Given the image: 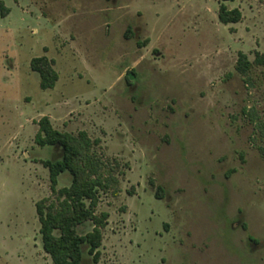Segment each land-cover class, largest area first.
Masks as SVG:
<instances>
[{
  "label": "rangeland",
  "instance_id": "rangeland-1",
  "mask_svg": "<svg viewBox=\"0 0 264 264\" xmlns=\"http://www.w3.org/2000/svg\"><path fill=\"white\" fill-rule=\"evenodd\" d=\"M152 1L128 0L127 11L125 0H0L10 10L0 11V264H53L36 204L55 201L41 160L62 151L35 136L55 102L72 122L95 109L96 121L71 133L99 140L119 179L116 195L99 193L96 214L108 220L98 264H264V0H237L236 28L219 22L221 0H179L136 35ZM148 35L152 46H139ZM42 56L61 76L52 92L30 68ZM63 84L76 94L61 99ZM70 181L61 176L58 189Z\"/></svg>",
  "mask_w": 264,
  "mask_h": 264
},
{
  "label": "trees",
  "instance_id": "trees-1",
  "mask_svg": "<svg viewBox=\"0 0 264 264\" xmlns=\"http://www.w3.org/2000/svg\"><path fill=\"white\" fill-rule=\"evenodd\" d=\"M0 11L3 18L10 13L3 2H0ZM218 19L223 25L236 24L241 22L242 14L237 9L229 10L220 4ZM257 62L264 63V57L257 56ZM251 66L248 56L239 53L236 71L247 76ZM30 68L39 75L43 91L55 88L59 75L53 60L46 56L33 58ZM38 126L36 145L62 151L59 160L42 162L49 171L51 192L55 196V201L48 205L49 199L36 204L43 251L53 264H89L84 257V250L87 249L92 264H98L108 214L98 216L96 208L100 191L112 189L117 194L119 179L113 164L95 151L99 140H92L86 132L77 135L60 132L47 117H43ZM66 174L71 179L69 186L58 189L59 178ZM88 222L92 224V231L80 234L79 227Z\"/></svg>",
  "mask_w": 264,
  "mask_h": 264
},
{
  "label": "crops",
  "instance_id": "crops-1",
  "mask_svg": "<svg viewBox=\"0 0 264 264\" xmlns=\"http://www.w3.org/2000/svg\"><path fill=\"white\" fill-rule=\"evenodd\" d=\"M118 1L119 0H113V2H115V3H117L118 4ZM126 1V3L124 4V5H122V8H124V9H126L127 11L129 10V9H131V5H129L128 3H127V1L128 0H125ZM179 0H159L158 2H157V4L156 5H158L157 7H155V8H153V11H155V13H154V16H151L150 18H148V22L146 21V20H144L145 19V17H143L142 15V12L139 10V12H137L138 13V16H139V18H141L139 21H137V23L135 24V27L133 28V30L135 31V34L136 35H139V34H141L142 32H144V29H143V25L146 27V30H147V32H148V34L149 33H152V32H154V28L156 27V22H157V18L159 17V13L158 12H161L162 10H164V9H167V8H170V7H172V6H174L175 5V3L177 4V2H178ZM236 1L237 0H234V1H225V2H223V1H218L219 3H218V5H219V7H220V4H224L229 10H233V9H237V10H239V12L242 14V20L244 19V14H243V12H242V10H241V8H239L238 6H235V3H236ZM153 2V5L154 6H156L154 3V0L152 1ZM152 5V4H151ZM148 8H150V3H149V6H148ZM117 10L118 11V9H120V6H118V5H114V7H113V10ZM155 9V10H154ZM121 10V9H120ZM150 10V9H149ZM146 12V11H145ZM133 13V12H132ZM242 20H241V22H242ZM241 22H239V23H236V24H229V25H225V26H227V27H229V28H236V26H238ZM149 23V24H148ZM131 28V27H130ZM133 31V32H134ZM131 31H129V33H130ZM152 38H150V36L148 35V38H146V40H144V43H142V44H140V43H138V45L139 46H141V47H146V48H148V47H150V46H152ZM160 49L157 51V53L158 54H160ZM48 58V57H47ZM49 59V58H48ZM50 60H52V59H50ZM54 69L56 70V68H55V65H54ZM57 72V71H56ZM58 73V72H57ZM58 75H59V79H58V81H57V83H56V86L60 83V80H61V76H60V74L58 73ZM56 86H55V88L54 89H51V90H46V91H50V92H52V91H54L55 89H56ZM63 87H61V90H62V96H61V99L62 98H64V96H65V94H70V95H72V94H76L75 92L77 91L76 90V88H78L77 86H75L74 84L73 85H71V84H69V85H67V84H63L62 85ZM79 92V91H78ZM80 97H82V99H87L86 98V96H87V94L85 93V91H80ZM49 95H51L52 96V94H50L49 93ZM89 97L91 96V93L89 92ZM21 99V98H20ZM55 104H56V102L54 103V104H52L51 105V109H50V113H51V115L52 116H44V117H47L49 120H50V122H51V124L53 125V120H56L58 123L59 122H68V125L66 126L67 127V129L68 130H66V131H64V132H66V133H70V134H73V135H75L74 133H71V130L72 129H74V127H76V126H78V124L77 123H81V125L83 126V125H87V127L89 126L88 125V121H92V122H95L96 121V117L98 118V116H96V112H95V109L94 110H85L84 108H82L81 109V111H82V115H81V117H79L78 118V120L76 121V122H72L73 120H69V118H68V114H66L67 112H65V110L64 109H61V108H59V107H57V106H55ZM3 109V108H2ZM64 110V111H63ZM4 111V110H3ZM91 113H92V115H91ZM4 115H2L3 117L6 115H8L9 117H6L5 119H4V121H3V124L4 125H9V124H11L12 123V121H13V119L10 117V115L8 114V113H6L5 111H4V113H3ZM97 115H99L98 113H97ZM21 115H19L18 116V118L20 117ZM80 125V124H79ZM21 127H22V124H20V126H19V130L20 131H22L21 130ZM54 127V126H53ZM55 128V127H54ZM56 129V128H55ZM38 130H39V126H38ZM38 130H37V133H38ZM57 130V129H56ZM59 131V130H58ZM82 131H84V132H86L87 134H88V132H87V130L85 129V128H83L82 130H80V132H82ZM60 132H62V131H60ZM36 133V134H37ZM90 137V136H89ZM38 146V145H37ZM40 148H42V149H49V148H52V147H40ZM25 156L26 157H28V155H27V153L25 152ZM30 157V156H29ZM44 161H47V160H41V163L42 162H44Z\"/></svg>",
  "mask_w": 264,
  "mask_h": 264
}]
</instances>
